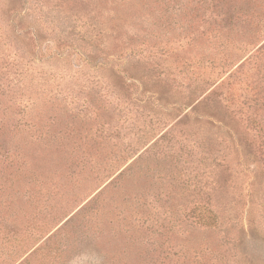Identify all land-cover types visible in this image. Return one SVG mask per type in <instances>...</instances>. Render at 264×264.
<instances>
[{"label":"rangeland","instance_id":"1","mask_svg":"<svg viewBox=\"0 0 264 264\" xmlns=\"http://www.w3.org/2000/svg\"><path fill=\"white\" fill-rule=\"evenodd\" d=\"M262 47L264 0H0V264H264Z\"/></svg>","mask_w":264,"mask_h":264},{"label":"trees","instance_id":"2","mask_svg":"<svg viewBox=\"0 0 264 264\" xmlns=\"http://www.w3.org/2000/svg\"><path fill=\"white\" fill-rule=\"evenodd\" d=\"M262 47L260 50H263ZM196 93V92H195ZM193 96V94H192ZM190 97L189 104L194 103L192 114L196 118L195 124L199 127L210 126L212 129L214 127H219L217 124L224 123L222 119L218 118V113L222 109V101L219 97L218 92H214L212 95L207 96L205 100H199L198 98ZM213 98H216L213 100ZM207 102V103H205ZM181 123V122H180ZM221 127V126H220ZM95 197V196H94ZM99 197V196H98ZM95 199V198H94ZM97 199V196H96ZM202 224L206 226H215L219 222V214L216 209L208 203L201 211L199 217Z\"/></svg>","mask_w":264,"mask_h":264}]
</instances>
